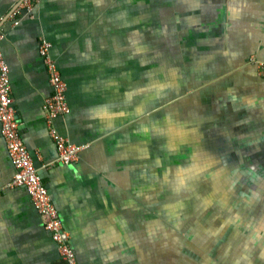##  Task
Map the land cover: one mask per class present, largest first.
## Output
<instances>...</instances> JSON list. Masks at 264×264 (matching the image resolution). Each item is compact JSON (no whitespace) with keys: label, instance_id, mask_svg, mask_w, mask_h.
Masks as SVG:
<instances>
[{"label":"crops","instance_id":"1","mask_svg":"<svg viewBox=\"0 0 264 264\" xmlns=\"http://www.w3.org/2000/svg\"><path fill=\"white\" fill-rule=\"evenodd\" d=\"M23 2L0 0V52L20 136L43 165L78 263L166 261L144 252L153 243L149 217L164 198L160 185L168 198L188 177L197 185L207 178L181 168L175 177L176 132H198L205 137L199 152L221 154L208 165L197 153L188 159L200 170L216 165L215 176L235 167L238 151L227 146L239 141L236 132H264V78L252 64L264 62V0H40L30 14L11 17ZM42 39L52 44L71 107L55 125L70 143L91 145L70 166L58 162L47 129ZM201 132L228 137L217 143ZM263 137L246 140L248 165L258 163L255 143L264 145ZM155 138L164 142L160 151ZM160 154L170 160L163 169ZM14 174L0 133V264H63L28 192L8 187Z\"/></svg>","mask_w":264,"mask_h":264},{"label":"rangeland","instance_id":"2","mask_svg":"<svg viewBox=\"0 0 264 264\" xmlns=\"http://www.w3.org/2000/svg\"><path fill=\"white\" fill-rule=\"evenodd\" d=\"M160 27L165 30V26L160 24ZM253 59L252 64H254ZM205 133L211 141L221 139L223 134L228 137L227 132H201L203 135ZM262 135L264 132H236L235 134L239 138L240 145L245 144L246 140L253 142ZM202 142H205V137L198 135V132H176L174 142L170 146L171 148L173 146V149L169 148L175 158L173 162L176 168L175 177L180 176L177 169L181 168L185 175L201 172L207 178L202 177L201 185H197V177H188L189 180L186 181L188 184L171 187L175 193L171 190L168 198L166 197V186L160 185L159 190L164 194V198L161 194L159 201L157 200L158 210L155 213L157 216L149 217L153 220L152 225L154 226L151 230L153 243L151 246L144 244V252L151 258H167L166 261L160 260V264H264V227L257 226L254 222L255 218H264L263 205L258 203L259 200L255 197L258 191H264L263 176L257 178L260 183L263 181L262 185L258 187L256 181L252 182L256 185L252 184L253 188L257 189L251 187L247 190L246 194L250 198L244 197L245 195L241 192L239 195L236 194L230 185L219 184V179H222L220 174L218 179L214 180L217 178L215 176L216 165H213L211 171L190 166L188 159L196 153L199 155H194V158H200L199 163L204 165L215 162L218 155H221L215 149L214 152H199V144ZM154 144L157 145L158 151L165 147L160 138H155ZM255 144H257V150L262 151H257L252 161L261 160L260 165H264V145L263 143ZM229 153L225 156H231ZM160 157L163 161H159V168L163 169L165 161L170 160H165L166 156L163 154H160ZM201 157L206 160L202 162ZM227 157L228 161L231 160ZM240 157H243L241 159L245 162L251 161L246 155L241 154ZM179 159L184 160L179 161ZM223 163L226 162L223 161ZM224 175L227 174L224 173ZM210 176L215 177L208 179ZM245 242L246 245H244Z\"/></svg>","mask_w":264,"mask_h":264},{"label":"built area","instance_id":"3","mask_svg":"<svg viewBox=\"0 0 264 264\" xmlns=\"http://www.w3.org/2000/svg\"><path fill=\"white\" fill-rule=\"evenodd\" d=\"M40 0H24L21 6L14 11L11 17L26 11L30 14ZM17 24V22H14ZM3 35L0 34V42ZM52 44L42 39L39 42L38 54L42 59L51 94L45 100L43 109L46 118L47 129L53 140L58 154V162L64 166H70L78 161L79 157L87 152L91 145H74L70 143L57 129L55 121L62 116L71 113L68 103L67 84L62 78L58 66L51 55ZM258 68L259 75L264 78V62L253 59ZM0 133L4 140L11 164L15 168V174L8 185L9 188L25 189L31 199L33 208L43 222V228L54 244L59 258L63 264H79L76 254L71 247L70 237L64 231L59 218V211L54 205L46 184L38 173L27 146L24 144L20 132L19 121L16 114L14 100L11 95L9 69L0 52Z\"/></svg>","mask_w":264,"mask_h":264},{"label":"flooded vegetation","instance_id":"4","mask_svg":"<svg viewBox=\"0 0 264 264\" xmlns=\"http://www.w3.org/2000/svg\"><path fill=\"white\" fill-rule=\"evenodd\" d=\"M219 140L220 139H218L217 141H219ZM223 140H226V138ZM247 146H248L247 143L240 145L239 141H236V140L230 141V143L228 145V149L230 150V148L233 147L236 151H238V156L236 157L238 161L232 160V161H234L233 163L235 164V171L227 172L226 176L221 175L222 179H219L218 182L220 185L221 184L222 185H230L236 194L239 195L241 192V194L245 195L244 197L250 198V196L248 194H246V192H248L247 190L251 189V187L253 188L252 184H254V186H256L255 183H252V182L256 181L258 187L263 184V181H261V183H260L257 180V178L259 179L261 176H263L262 179H264V165H262V164L260 165L261 160L258 161V163L254 164V165H253V163H252V165H248V162H245L241 159L243 157H240V156H241V154L245 155L244 153H246V151H247L246 150ZM229 155H230V153H229ZM223 156H225V155H223ZM227 156H225V158ZM227 158H231V156H229ZM217 173L218 172H216L215 175ZM217 179H218V176L214 180H217ZM262 186H264V184ZM253 189H257V188H253ZM255 197L259 200L258 203H261L263 205L262 210L264 212V191H262V192L258 191L257 194L255 195ZM237 210H238V208H237ZM263 217H264V215H263ZM254 222L257 224V226L262 225V227H264V218L263 219L260 217L255 218ZM246 244L247 243L245 242L244 245H246Z\"/></svg>","mask_w":264,"mask_h":264},{"label":"water","instance_id":"5","mask_svg":"<svg viewBox=\"0 0 264 264\" xmlns=\"http://www.w3.org/2000/svg\"><path fill=\"white\" fill-rule=\"evenodd\" d=\"M30 155H31V157L33 159L35 167L38 169V173L41 176V179L44 180L45 177H44V174H43V171H42V167H43L42 163L38 161V157L36 156L34 151L30 150ZM258 232L260 233V229H258Z\"/></svg>","mask_w":264,"mask_h":264}]
</instances>
